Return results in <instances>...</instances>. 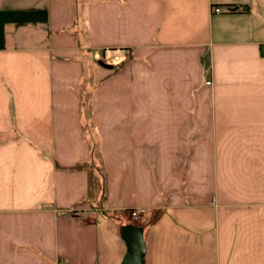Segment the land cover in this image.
Segmentation results:
<instances>
[{
  "label": "crops",
  "instance_id": "obj_1",
  "mask_svg": "<svg viewBox=\"0 0 264 264\" xmlns=\"http://www.w3.org/2000/svg\"><path fill=\"white\" fill-rule=\"evenodd\" d=\"M133 235L141 264H264V0H0V264Z\"/></svg>",
  "mask_w": 264,
  "mask_h": 264
},
{
  "label": "water",
  "instance_id": "obj_2",
  "mask_svg": "<svg viewBox=\"0 0 264 264\" xmlns=\"http://www.w3.org/2000/svg\"><path fill=\"white\" fill-rule=\"evenodd\" d=\"M100 65H102L100 63ZM103 66V65H102ZM105 66V65H104ZM109 67V66H106ZM127 249L121 264H141L142 246L138 235H133L126 241Z\"/></svg>",
  "mask_w": 264,
  "mask_h": 264
},
{
  "label": "built area",
  "instance_id": "obj_3",
  "mask_svg": "<svg viewBox=\"0 0 264 264\" xmlns=\"http://www.w3.org/2000/svg\"><path fill=\"white\" fill-rule=\"evenodd\" d=\"M213 12L218 13L219 10L214 9ZM125 57H126V51L120 50L118 55H114L110 58L109 64L112 66L119 65L125 60ZM205 86H210V82H205ZM143 212H144V210L142 208L131 209V210L127 211V215L131 220H136ZM86 215H87V213L83 212L81 217H85Z\"/></svg>",
  "mask_w": 264,
  "mask_h": 264
},
{
  "label": "trees",
  "instance_id": "obj_4",
  "mask_svg": "<svg viewBox=\"0 0 264 264\" xmlns=\"http://www.w3.org/2000/svg\"><path fill=\"white\" fill-rule=\"evenodd\" d=\"M82 167H83V165L80 164V165L75 166L74 169H80V168H82Z\"/></svg>",
  "mask_w": 264,
  "mask_h": 264
}]
</instances>
